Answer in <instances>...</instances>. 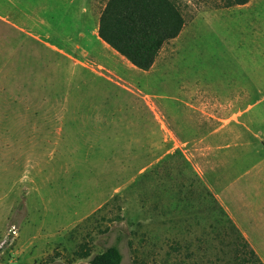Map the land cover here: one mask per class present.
Wrapping results in <instances>:
<instances>
[{
  "label": "rangeland",
  "instance_id": "obj_1",
  "mask_svg": "<svg viewBox=\"0 0 264 264\" xmlns=\"http://www.w3.org/2000/svg\"><path fill=\"white\" fill-rule=\"evenodd\" d=\"M107 1L0 0V264L110 246L122 264H238L225 210L264 212V103L208 86L256 82L260 52L210 25L221 0H174L185 26L141 71L98 37Z\"/></svg>",
  "mask_w": 264,
  "mask_h": 264
},
{
  "label": "trees",
  "instance_id": "obj_2",
  "mask_svg": "<svg viewBox=\"0 0 264 264\" xmlns=\"http://www.w3.org/2000/svg\"><path fill=\"white\" fill-rule=\"evenodd\" d=\"M220 8L243 5L249 0H221ZM185 26V19L174 0H108L100 13L99 39L141 71H148L163 47L176 39ZM237 233V239L249 258L238 264H262L255 252ZM83 253L80 258H88ZM87 264H122L117 246H110L89 259Z\"/></svg>",
  "mask_w": 264,
  "mask_h": 264
},
{
  "label": "crops",
  "instance_id": "obj_3",
  "mask_svg": "<svg viewBox=\"0 0 264 264\" xmlns=\"http://www.w3.org/2000/svg\"><path fill=\"white\" fill-rule=\"evenodd\" d=\"M211 18V26L221 23V26L226 28L229 33L233 31V38L237 39V44H242V46L244 44L249 46L252 44L256 45L260 52L257 58L261 65L258 64V66H262L264 69V0H249L243 5L222 7L211 12ZM254 80L256 82H252ZM247 81H233L221 86L210 84L208 90L216 92V96L217 92L220 91L230 92L225 100L231 106H261L264 103V93L254 103H242L241 101L243 100V91L264 90V73L261 76L258 74L257 78H253L251 85ZM253 172H256L258 176L262 174V171L258 170L257 167H252L248 171L246 170L244 177H249ZM225 212L227 220L232 223L249 248L255 252L258 259L264 264V212H261V210H249L241 217L228 208H226Z\"/></svg>",
  "mask_w": 264,
  "mask_h": 264
}]
</instances>
